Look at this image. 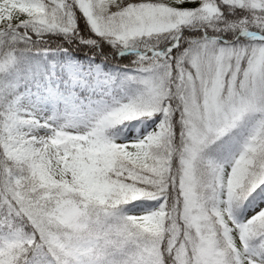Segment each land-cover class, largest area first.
Here are the masks:
<instances>
[{
	"label": "snow or ice",
	"instance_id": "6c2138e0",
	"mask_svg": "<svg viewBox=\"0 0 264 264\" xmlns=\"http://www.w3.org/2000/svg\"><path fill=\"white\" fill-rule=\"evenodd\" d=\"M222 4L257 13L238 29L260 31L253 45L219 35L202 38L180 59L171 48L150 49L140 56V100L80 127L23 105L22 81L48 70L21 45L50 39L48 33L75 39L78 8L113 46L171 37L178 48L184 27L218 24L220 4L0 0V264H264V208L247 222L234 211L264 186V0ZM13 71L16 77L3 78ZM140 116L160 117L158 130L131 143L112 137L117 125ZM176 119L182 150L173 144ZM253 121L237 157L223 164L204 159L213 145L221 155L229 151L233 134ZM143 201L159 207L135 211Z\"/></svg>",
	"mask_w": 264,
	"mask_h": 264
},
{
	"label": "rangeland",
	"instance_id": "374dc122",
	"mask_svg": "<svg viewBox=\"0 0 264 264\" xmlns=\"http://www.w3.org/2000/svg\"><path fill=\"white\" fill-rule=\"evenodd\" d=\"M196 22L194 24H197ZM187 27V26H186ZM238 33L244 36V31ZM261 35V34H260ZM211 37L205 33L201 38L193 42L186 50L177 58L180 59L187 53L193 51L194 45L202 38ZM234 43L239 47H248L255 43L250 42ZM59 61L57 64L49 62L47 66L48 74L43 75L41 82L22 83L19 89V97L25 107L30 108L45 119L54 120L60 125L86 126L92 122L101 113L110 111L118 105L128 104L131 94L144 95V85L142 80L144 75L140 69L137 73L129 75L126 81L127 87H115L112 74L103 70L100 63H93L88 59L78 58L74 54L67 52L65 49L57 51ZM45 54V51H42ZM160 117H142L126 121L117 125L119 134L117 140L121 142L131 143L141 140L144 137L158 130ZM181 124V123H180ZM253 122L245 123L238 129V139L234 141L226 156L215 161L223 164L226 161L237 157L241 148L250 135ZM183 148V126L181 124L180 132V149ZM212 148L205 151L204 155L210 152ZM179 167L180 161L178 158ZM217 198L219 193L215 194ZM140 207L135 211H150L159 207L158 201L146 207L143 202H138ZM238 203L235 209L240 206ZM264 208V197H260L255 204H249L244 208L241 215L236 214L237 219L241 222H247ZM234 209V210H235Z\"/></svg>",
	"mask_w": 264,
	"mask_h": 264
},
{
	"label": "trees",
	"instance_id": "16d2710c",
	"mask_svg": "<svg viewBox=\"0 0 264 264\" xmlns=\"http://www.w3.org/2000/svg\"><path fill=\"white\" fill-rule=\"evenodd\" d=\"M216 3L220 4L221 11L223 12V18L218 22V24H208L207 22H199L197 24H192L187 27H184L182 30V38L180 47H175V42L171 37L167 39L164 37L153 38L150 40H142L137 42L134 46L129 48L136 49V51H126L122 52L124 49L113 46L110 42L103 40L95 35L91 29L88 21L84 18L83 14L79 11L78 8L73 10L74 13V23L78 25V36L73 39L70 34L64 33H48L46 37L50 39H37L33 38V41L27 45H21L22 48H25L27 55L33 58V63L36 60H39L40 63L47 69L49 62H54L55 64L59 61V54L57 51L65 49L67 52L74 54L78 58L88 59L93 63H100L102 68L112 74L113 83L117 88L127 87L126 81L129 75L137 73L140 67V56L142 55H151L149 51L155 49L161 53H168V49L171 48L172 52L168 53L169 55H174L178 58L188 46L193 42L199 40L203 33L207 36H219L222 35L224 39L229 41H234L235 43L250 42L251 39L243 38L242 35H237L240 30L239 26L245 20H251L257 14L250 9H241V8H232L227 5L222 4V0H215ZM207 24L205 28L204 25ZM260 32L255 26L250 28ZM93 40L97 41L93 44ZM42 51H45V54H42ZM37 53L39 55L37 56ZM22 69L24 72L28 71V65L23 64ZM17 73L13 71L10 74H4V79H13L16 77ZM43 79L41 77H35L30 79L28 82H39ZM141 98V94H131L129 103L138 102ZM147 117V116H142ZM173 130L176 135L173 139L174 146L179 150L180 149V132L181 124L178 119L174 121ZM119 130L117 127L111 130V135L114 139L117 140ZM238 130L233 134V139L231 145L235 140L238 139ZM118 141V140H117ZM213 145V149L204 155L206 161L216 163L215 161L222 159L227 155V152L222 155L217 153ZM174 165L178 169L179 162L178 158L174 160ZM202 175H207L202 170ZM209 199L212 198L213 193L209 191L207 193ZM260 197H264V186H261L252 194H250L234 211L236 214L241 215L244 208L249 204H255ZM172 200L175 201V193L172 194ZM146 207H149L153 204V201H143Z\"/></svg>",
	"mask_w": 264,
	"mask_h": 264
}]
</instances>
